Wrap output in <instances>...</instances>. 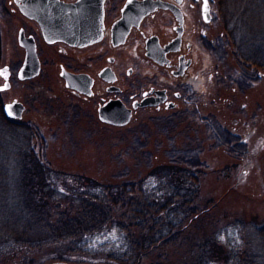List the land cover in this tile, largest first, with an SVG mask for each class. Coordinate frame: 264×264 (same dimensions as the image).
Returning a JSON list of instances; mask_svg holds the SVG:
<instances>
[{"label":"rangeland","instance_id":"rangeland-1","mask_svg":"<svg viewBox=\"0 0 264 264\" xmlns=\"http://www.w3.org/2000/svg\"><path fill=\"white\" fill-rule=\"evenodd\" d=\"M0 4L14 8L8 0ZM212 5L216 13L207 31L211 50L199 47L198 91L177 109H139L129 123L115 126L99 120L95 101H81L54 80L56 87L49 89L55 95L47 106L21 86L0 94L3 103L15 98L25 105L15 125L26 130L25 136L32 134V148L53 170L116 184L142 179L158 164L180 165L185 154L202 162L198 215L137 264H194L197 245L209 240V250L215 239L226 250L229 245L239 253L261 254L256 227L264 218V80L249 86L241 81L252 71L241 70L226 42H218L223 25ZM9 15L0 19L2 62L8 60L10 33L18 25V18ZM225 133L235 135L229 144L236 152L222 144ZM220 253L213 248L211 259ZM53 254L43 248L10 264L60 262L50 258Z\"/></svg>","mask_w":264,"mask_h":264},{"label":"trees","instance_id":"trees-1","mask_svg":"<svg viewBox=\"0 0 264 264\" xmlns=\"http://www.w3.org/2000/svg\"><path fill=\"white\" fill-rule=\"evenodd\" d=\"M213 2L223 25L218 42H226L241 70L252 71L241 81L264 80V0ZM25 131L9 123L0 107V264L43 248L64 263L137 264L198 215L203 172L197 158L185 154L182 165L158 164L137 181L102 183L44 165L31 146L32 134ZM224 136L222 144L236 152L229 144L235 135ZM256 234L259 256L229 245L226 250L216 239L208 250L209 240H204L194 264H263L264 218ZM213 248L221 252L214 260Z\"/></svg>","mask_w":264,"mask_h":264},{"label":"flooded vegetation","instance_id":"flooded-vegetation-1","mask_svg":"<svg viewBox=\"0 0 264 264\" xmlns=\"http://www.w3.org/2000/svg\"><path fill=\"white\" fill-rule=\"evenodd\" d=\"M59 1L63 6L28 10L35 17L19 9L21 0H8L13 10L0 4V19H9V14L18 18L3 62L0 32V68H8L9 84L0 94L21 86L47 106L55 95L49 89L54 80L81 101H95L97 115L107 103L121 113L130 109L132 118L139 109H177L198 91L199 47L208 50L204 46L216 13L213 0H208L210 21L204 17V0H148L153 7L142 16L143 10L126 8L129 0H94L100 6ZM137 1L143 0H132ZM26 60L38 63V73L19 78ZM4 83L0 75V87ZM12 102L22 103L0 100V107L4 118L15 124L3 110Z\"/></svg>","mask_w":264,"mask_h":264},{"label":"water","instance_id":"water-1","mask_svg":"<svg viewBox=\"0 0 264 264\" xmlns=\"http://www.w3.org/2000/svg\"><path fill=\"white\" fill-rule=\"evenodd\" d=\"M19 9L20 10H24V12L31 16V17H35V15L33 14V10L36 7H41V8H51V7H56V6H63L62 2H60L59 0H21V2H17ZM65 6H100V4H96V2H94V0H78L75 3L72 4H64ZM131 8L132 10H143L141 13V16L144 15L145 13L148 12V10L152 9V5L151 3H149L148 0H143V1H137L136 2H132V3H127L126 4V8ZM125 8V10H126ZM28 10H32V11H28ZM204 10V7H203ZM209 7L207 6V12H204V17L206 21H210V16H209ZM28 59V58H27ZM34 64L32 65V61L26 60V64L20 69L18 76L19 78H31L35 75H37L38 73V63L33 62ZM32 65V66H30ZM8 68L5 67H1L0 70H4ZM7 78H8V72L6 73ZM4 79L5 76L1 75ZM68 83V80H67ZM9 85L7 79H5V83L3 85ZM3 85L0 87V89H3ZM8 88V87H7ZM4 90V89H3ZM11 105V109H7V106ZM4 113L6 114L7 117L9 118H13V119H20L22 117V113L24 110V106L22 105V103L20 102H12V103H8L3 107ZM9 111H11V115H9ZM98 118L100 121L104 122V123H108L111 125H115V126H124L127 123H129L130 119H131V110L130 109H126V111L123 113L117 111V110H112V106H110V104L105 103L104 105L100 106L98 108ZM48 264H72V263H64V262H52V263H48Z\"/></svg>","mask_w":264,"mask_h":264},{"label":"snow or ice","instance_id":"snow-or-ice-1","mask_svg":"<svg viewBox=\"0 0 264 264\" xmlns=\"http://www.w3.org/2000/svg\"><path fill=\"white\" fill-rule=\"evenodd\" d=\"M131 2H132V0H129V3H131ZM207 6H208V0H204V11H205V13L207 12ZM205 18H207V17H205ZM6 73H7V69L0 70V75H4L5 76V79H7ZM7 87H8L7 84L3 85V89H6ZM3 89H0V90H3ZM11 107H12L11 105H8L7 106V109L10 110ZM8 114L11 115L12 114L11 111H9Z\"/></svg>","mask_w":264,"mask_h":264}]
</instances>
